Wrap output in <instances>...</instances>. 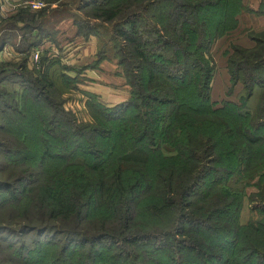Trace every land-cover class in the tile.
Wrapping results in <instances>:
<instances>
[{"label":"trees","instance_id":"obj_1","mask_svg":"<svg viewBox=\"0 0 264 264\" xmlns=\"http://www.w3.org/2000/svg\"><path fill=\"white\" fill-rule=\"evenodd\" d=\"M262 2L258 13H264ZM234 3L237 9L229 13L228 0L86 2L83 8L91 6L87 21H75L76 35H84L81 29L89 35L95 32L91 19L111 26L130 96L108 106L92 94L98 109L93 113L95 126L65 120L73 134L81 135L88 129L95 146L81 150L85 156L78 161L79 166L73 160L66 163L67 168L21 187L19 192L22 196L25 193L26 202H20L17 211H4L10 218L17 217L20 231L38 227L65 232L66 238L77 244L106 240L115 247L107 261L110 264H144L135 263L144 262V254L156 264H264V32L250 34L255 45H235L227 58L231 82L243 85L237 102L222 100L217 106L210 95L214 70L210 46L241 11V0ZM43 12L21 8L9 19L22 22L20 31L29 32L34 27L41 33L38 20ZM10 35H2L1 43L11 39ZM22 36L19 49L28 50L48 35H37L31 41ZM25 62L26 58L0 65V82L15 76L20 84L19 92L0 89L2 105L23 119L20 125L26 124L20 127L22 141H28L32 132L38 143L39 153L30 152L27 159L37 155L38 162L67 160L71 154L53 151L47 138L56 137L53 118L57 112L45 96L53 87L47 71L58 59L50 60L35 77ZM255 94L260 103L250 109L248 103ZM35 98H41L51 111L47 120L40 119L37 130L29 132L33 122L27 121L23 112L26 101L36 102ZM3 128L0 123V131ZM95 138L100 144L102 138L112 140L111 147L116 150L112 163L108 162L111 154L97 146ZM162 144L171 149L158 155L156 150L163 148ZM0 150L17 166L14 155L18 149H7L5 139L0 138ZM232 176L261 189L248 201L259 206L250 209L254 216L246 224L239 222L244 194L227 186ZM257 176L260 178L255 183L252 180ZM0 180V189L16 204L11 184L17 179L4 172ZM140 200H148L144 210L152 217L145 224L135 218ZM100 208L110 216L95 215ZM153 218H166L169 223L148 226L156 221ZM152 226L168 229L148 231ZM80 231L88 234L77 235ZM98 256L92 250L78 255L63 245L49 259L39 255L30 262L96 264ZM189 256L193 260L186 259Z\"/></svg>","mask_w":264,"mask_h":264},{"label":"rangeland","instance_id":"obj_2","mask_svg":"<svg viewBox=\"0 0 264 264\" xmlns=\"http://www.w3.org/2000/svg\"><path fill=\"white\" fill-rule=\"evenodd\" d=\"M44 1H46L48 6L43 9V14L39 16L38 22L42 27V32L39 33V36L42 37L43 35H48L49 38L55 39L58 33L55 28L62 20H66V22L69 23L70 31L74 29V34L76 35L78 28L75 26V21H83L86 19V16L89 14L88 10L91 6L87 7V9L85 7L83 8V6L87 1L93 2L94 0ZM262 1L263 0H241V11L238 14L234 13L235 15L233 20L230 21L231 25H228V29L224 31H222V29V34L218 38L214 39L210 46V56L214 64L213 75L210 82V95L212 101L216 103L217 106L222 100L237 102L238 95L242 92L243 85L241 82H231V77L226 67L227 58L229 54L232 53V47L235 45H240L245 48H252L255 45V42L249 36L250 34L264 32V13L256 12L262 6ZM228 2L230 4L229 13H232L237 9L234 3L235 0H228ZM53 4L55 6L52 7ZM89 22L93 23L95 32L93 31L89 35L87 30L81 29V33H84V35L79 34L76 36L82 38L84 41L91 36H94L97 39L98 53L96 54L95 60L89 66L90 70L97 72L95 67H98L100 69V73H97L99 76H102V79L107 84H110L109 86L107 85L108 87H113L115 89H127L128 97L124 100L126 101L129 99L131 88L124 77L122 66H119L118 64V57L116 56L115 47L111 39V26L95 19H91ZM65 29V32H68V28ZM9 34L12 35L10 40L13 41L15 30L9 32ZM97 58H99V61L96 63ZM39 64L40 66L42 65V60ZM34 69L37 73L42 70L41 67L40 69ZM48 76L53 84V87L49 88V90L45 92V96L51 99L57 109L53 118L56 122V128L54 130L56 137L53 139L47 137L48 142L52 146L53 151L65 153V156L71 155L68 156L69 159L67 160L66 158L46 159L43 160V162H38L37 155L31 159H27V154L30 152L35 151V153H39L37 149L38 143L33 140L32 132L29 130H37L36 125L40 123V119L47 120V118H49L51 109L41 98V100L39 98H35L36 102L26 101L25 106L27 109L23 113H25L27 121H32L33 124L30 129H27L30 132L31 137H29L28 141H22L21 136H19L20 127L26 124L20 125L23 119H21L17 114L4 109L2 105L3 97L0 98V108H2V112H0V123L4 125L3 130L0 131V138L5 139L7 149H18V152L14 155L17 159V166L9 163L8 161L10 160L7 161L6 158H4V154L1 153L0 150V176L5 172L7 174L10 173L11 177L17 179L11 184L12 193L14 197H16V204L11 201L12 197H10L9 193L0 189V264H32L30 260L38 258L39 255H44L46 256V259H49L50 256L54 252L59 251V248L63 245H69L70 250H76V254L78 253V255L92 250L95 254L99 253L101 255L96 257L94 263L110 264L107 261L108 258H110L109 256L114 252L115 247L106 240L91 244H77L70 242L68 238H66L67 234L65 232L57 233L55 231H49V229L43 230L44 228L40 229L38 227L29 232H22L17 227V217L15 219L13 217L10 218V216L7 214L5 215L4 212L8 208L17 211L19 210L17 205H19L20 202V205L26 202L25 193H23L22 196L19 192L21 187L26 185L25 183L34 179L45 178L53 171L63 170L67 168L66 163L72 162L73 160L74 162H77L75 166H79L78 161L82 162V159L84 158L82 156H85L82 154L81 150L86 147L91 148V146H95L92 142H90L91 140L88 129H85L81 135L73 134L69 124H67L68 121H71L73 124L78 126H95L97 124L96 115L93 113H95L98 109L93 105L95 104V100L93 99V96H91L96 92L93 90L95 88V84H89L87 79L82 76H78L76 79L63 78V76L59 74V72H55V70H53V73H48ZM97 80L99 79H96L95 82ZM0 89L12 92V86H10V84H0ZM5 101H8V99ZM124 101L115 104H105L108 106H115L116 104ZM259 103V98L257 94H255L250 99L248 106L250 109H254ZM65 120H67V122ZM93 142H95L97 146H100L107 155L111 154L110 157H108V162L112 163L116 153V150L113 151L111 147L112 140H103L102 138V143L100 144V141L95 138ZM162 145L163 148L159 149V151L156 150L158 155L159 153L162 154V152L164 153L171 149L168 144ZM7 157L9 156L7 155ZM86 157L89 158L87 154ZM22 175H25V180L22 179ZM259 178L260 177L257 176L252 181L256 183ZM39 183L40 182H37L36 184ZM227 186L234 191L242 192L244 194L239 222L241 224H246L248 219H251L249 217L254 216V212H250V209L253 211L255 207L259 206L257 203L249 205L248 201L257 197L256 195H259L258 193L261 189L254 186L252 182L247 184L239 181L236 176H232L228 180ZM262 187L263 186H261V188ZM201 188H203V185H201ZM147 201L148 200H146V202ZM146 202L140 200L137 209L135 210V218L144 220V224L148 220L152 219L150 215L145 213L144 206ZM202 203L203 202L201 201V204ZM95 215H107L106 217L110 216V214H107V212L102 208H100ZM103 220L106 221L110 219L103 218ZM139 220H137L138 224L140 223ZM155 220L158 222H151L148 226L152 225V223L153 225H156L157 223L162 225L169 223V220L166 218H157ZM154 227H156V229H168L163 228L162 226H152L148 231H151ZM138 229L139 228L137 227L136 230ZM66 230L69 233V230ZM78 234L85 236V234L88 233L80 231L77 235ZM7 255L12 258L11 262V258L7 257ZM62 257L66 260L65 256ZM144 258V262L136 260L135 263L156 264L151 256L149 257V255L144 254ZM186 259L193 260L191 256Z\"/></svg>","mask_w":264,"mask_h":264},{"label":"crops","instance_id":"obj_3","mask_svg":"<svg viewBox=\"0 0 264 264\" xmlns=\"http://www.w3.org/2000/svg\"><path fill=\"white\" fill-rule=\"evenodd\" d=\"M26 1L28 0H10L9 8L11 10L8 16L3 17L0 12V65L8 62L19 63L24 60V58H26V68L31 71L33 76L35 77L38 75V73L29 63V54L37 45L32 46L28 50L19 49V46H21L20 43L21 37H23L22 35H24V37L27 38L28 41H31L35 36H39V32L34 27H32L29 32L20 31L18 29L22 26V22H15L9 19V17L18 9L24 7L23 5ZM53 6L55 5L53 4L52 7ZM12 23L16 26V29L12 28ZM65 28H68V32H65ZM55 29L58 32L55 39L49 38L47 36L42 38L41 43L47 41L53 42L59 48L61 56L66 57V55H72L73 53L74 54L69 57L70 60L67 64L64 63L59 56L48 57L46 54H44L41 60L44 57L46 58V60L41 65L42 71H44L46 65L50 62V60L56 58L58 59V62L47 71L48 73H53V70H55V72H59V74L66 75L69 78H77L78 76L84 77L85 79H87V82H89V84H95V88L93 89L94 91H96L95 94H97L105 103L115 104L124 101L128 97L127 89H115L113 87H108L110 84H107L102 79V76L98 75L97 72L100 73V69L98 67H95L97 72L94 70H90L89 66L95 60L96 54L98 53V42L96 37L91 36L84 41L82 38L74 34V29L70 31L69 23H67L66 20H62L59 25L57 24ZM14 30L15 36H13V41L8 38L7 41L2 44V35L8 36L9 32H12ZM10 37H12V35H10ZM5 50H9L11 52V55H7ZM96 79L99 80L95 82ZM18 81L19 80L17 77L11 76L6 80L1 81L0 84H10V86H12L11 90L19 92L20 84Z\"/></svg>","mask_w":264,"mask_h":264},{"label":"built area","instance_id":"obj_4","mask_svg":"<svg viewBox=\"0 0 264 264\" xmlns=\"http://www.w3.org/2000/svg\"><path fill=\"white\" fill-rule=\"evenodd\" d=\"M9 3L10 0H0V12L3 17L8 16L11 10L9 8ZM23 6L32 11H39L46 8L48 4L44 0H28L24 3ZM5 52L9 56L11 55V52L9 50H5ZM44 54H46L48 57L59 56L63 60V62L67 64L70 60L69 57H71L74 53L72 55H66V57L61 56L59 48L53 42L47 41L37 45L34 49H32L29 54V63L34 68L40 69L41 66L39 63L41 62V58Z\"/></svg>","mask_w":264,"mask_h":264}]
</instances>
